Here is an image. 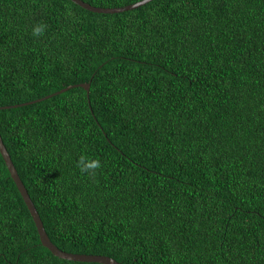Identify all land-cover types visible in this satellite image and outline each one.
<instances>
[{"label":"trees","instance_id":"1","mask_svg":"<svg viewBox=\"0 0 264 264\" xmlns=\"http://www.w3.org/2000/svg\"><path fill=\"white\" fill-rule=\"evenodd\" d=\"M82 82L89 97L75 86L20 105ZM7 105L3 141L62 250L122 264H264V0H151L115 13L0 0ZM81 154L101 161L95 177L76 167ZM0 264H103L42 244L1 152Z\"/></svg>","mask_w":264,"mask_h":264},{"label":"water","instance_id":"2","mask_svg":"<svg viewBox=\"0 0 264 264\" xmlns=\"http://www.w3.org/2000/svg\"><path fill=\"white\" fill-rule=\"evenodd\" d=\"M75 3L79 4L80 6L89 9L91 11H95V12H105V13H115V12H122V11H126V10H131L134 8H138L148 2H150L151 0H139L137 2L131 3V4H127L124 6H120V7H101V6H95L92 5L84 0H72ZM75 86H82L83 88L86 89L87 91V95L88 97L90 96V86H91V82H82V83H77V84H73L71 86H67L64 87L58 91H55L54 93H50L46 96L31 100V101H27V102H23L20 105H26V104H32V103H36L39 101H42L44 99L50 98L54 95L60 94L62 92H65L67 90H69L72 87ZM14 106H18V104L14 105ZM8 107H12V105H7V106H2L1 108H8ZM0 152L3 155L5 162L8 166V169L11 173L12 178L14 179L19 191L21 192L25 203L27 204L31 215L35 221L36 227L38 229V233L40 235V239L42 244L47 247L53 254H55L58 257L61 258H65L68 260H76V261H89V262H99V263H103V264H122L120 261L116 260L113 257H110L108 255H98V254H86V253H73V252H68V251H64L61 248H59L49 237L46 228L44 226L43 220L39 214V211L34 203V201L32 200L28 189L26 188L23 180L21 179L18 170L11 158V155L3 141L1 132H0Z\"/></svg>","mask_w":264,"mask_h":264},{"label":"clouds","instance_id":"3","mask_svg":"<svg viewBox=\"0 0 264 264\" xmlns=\"http://www.w3.org/2000/svg\"><path fill=\"white\" fill-rule=\"evenodd\" d=\"M68 15H72L69 9ZM47 30V25L43 22L34 24L32 27V36L39 38L42 37ZM76 167L79 169L82 175H87L89 177H95L97 170L102 168V163L99 159H94L87 156L86 154H81L76 161Z\"/></svg>","mask_w":264,"mask_h":264}]
</instances>
